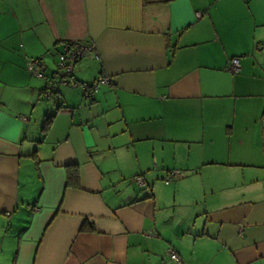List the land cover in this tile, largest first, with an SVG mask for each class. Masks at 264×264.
<instances>
[{"label": "crops", "instance_id": "crops-1", "mask_svg": "<svg viewBox=\"0 0 264 264\" xmlns=\"http://www.w3.org/2000/svg\"><path fill=\"white\" fill-rule=\"evenodd\" d=\"M0 264H264V0H0Z\"/></svg>", "mask_w": 264, "mask_h": 264}, {"label": "built area", "instance_id": "built-area-1", "mask_svg": "<svg viewBox=\"0 0 264 264\" xmlns=\"http://www.w3.org/2000/svg\"><path fill=\"white\" fill-rule=\"evenodd\" d=\"M198 17L202 16V13H198ZM95 50L94 44L86 41H72L71 43H65L61 53L59 54L58 67L62 72V75L65 77L62 79V83L70 85L72 87H77L79 83L70 78L73 77L76 65L85 57H87L91 52ZM40 63L39 59H32L28 62V68L35 70L36 65ZM228 71L231 73H237L241 69L240 58L234 57L230 60L228 64ZM39 76H42L41 73H38ZM113 83L112 76L108 73L102 72L97 79L91 84H81L85 92L86 98L90 99L94 95V93L100 88L102 85H110ZM56 85L50 80L47 84V88L44 91L46 96H50L51 92L55 89ZM180 171L175 170L170 173L166 182L169 183L172 178H175L179 175ZM135 183L138 184L139 187L147 188L148 184L144 177V175L139 174L134 177ZM148 189V188H147ZM170 257L179 263H181L180 257L177 252L173 249H169Z\"/></svg>", "mask_w": 264, "mask_h": 264}, {"label": "trees", "instance_id": "trees-1", "mask_svg": "<svg viewBox=\"0 0 264 264\" xmlns=\"http://www.w3.org/2000/svg\"><path fill=\"white\" fill-rule=\"evenodd\" d=\"M71 42L72 41H69L67 43H71ZM53 118H54L53 115L45 118L44 126H43L44 132H47V130L50 128V126L53 122ZM33 156L36 157L37 156L36 153H34ZM37 162H39V161L37 160ZM66 170H67L66 186L67 187H69V186H76V187L80 186V173H79L78 167L70 164V165L66 166ZM83 228L86 229L85 224L82 227V229Z\"/></svg>", "mask_w": 264, "mask_h": 264}, {"label": "rangeland", "instance_id": "rangeland-1", "mask_svg": "<svg viewBox=\"0 0 264 264\" xmlns=\"http://www.w3.org/2000/svg\"><path fill=\"white\" fill-rule=\"evenodd\" d=\"M133 180H134V178H133ZM137 186H138V184L136 183V185L134 186L135 190H139V188H138L139 186L138 187Z\"/></svg>", "mask_w": 264, "mask_h": 264}]
</instances>
